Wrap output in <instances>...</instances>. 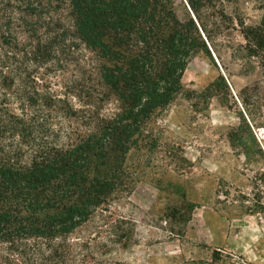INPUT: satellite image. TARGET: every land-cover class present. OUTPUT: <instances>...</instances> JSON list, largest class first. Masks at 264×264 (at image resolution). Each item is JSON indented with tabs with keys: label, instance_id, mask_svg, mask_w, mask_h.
<instances>
[{
	"label": "trees",
	"instance_id": "1",
	"mask_svg": "<svg viewBox=\"0 0 264 264\" xmlns=\"http://www.w3.org/2000/svg\"><path fill=\"white\" fill-rule=\"evenodd\" d=\"M242 1L0 0V264H87L95 219L133 232L112 208L163 151L190 60L228 48L264 79V0L252 22Z\"/></svg>",
	"mask_w": 264,
	"mask_h": 264
},
{
	"label": "rangeland",
	"instance_id": "2",
	"mask_svg": "<svg viewBox=\"0 0 264 264\" xmlns=\"http://www.w3.org/2000/svg\"><path fill=\"white\" fill-rule=\"evenodd\" d=\"M254 4H239L248 22L260 18ZM177 11L185 17L180 1ZM209 50L190 60L184 94L157 120L163 151L113 205L114 224L133 232L109 238L95 219L99 245L85 263L264 264V79L243 73L228 48L221 60Z\"/></svg>",
	"mask_w": 264,
	"mask_h": 264
}]
</instances>
